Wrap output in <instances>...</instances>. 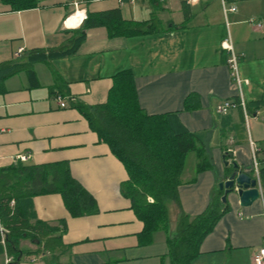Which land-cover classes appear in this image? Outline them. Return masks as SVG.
<instances>
[{
  "label": "crops",
  "instance_id": "crops-1",
  "mask_svg": "<svg viewBox=\"0 0 264 264\" xmlns=\"http://www.w3.org/2000/svg\"><path fill=\"white\" fill-rule=\"evenodd\" d=\"M37 1L36 7L23 10L0 1V63L24 61L30 50L60 46L80 27L87 10L119 8L124 19L132 20L155 17L159 30L109 37L103 26L88 28L73 54L33 64L35 82L20 70L0 83V168L64 161L96 201L93 211L72 215L59 192L34 194L38 218L53 224L63 220L61 244L54 251L22 253L20 264H171L164 229L153 231L150 241H140L143 221L123 192L127 170L76 105L105 102L112 77L129 70L145 112L176 111L182 124L199 135L206 160L197 170L201 157L189 151L178 185L182 208L199 213L231 169L224 159L255 174L258 146L255 155L263 164L264 0H225L224 5L221 0H185L187 19L182 0H78L77 6L74 0ZM230 6L235 10H224ZM173 11H178V21L166 18ZM225 39L240 55V86L230 77ZM19 48L23 50L16 56ZM57 93L69 105L60 106ZM239 95L247 115L241 106L217 110L222 101ZM227 202L228 210L202 239L191 264H252V253L264 243L263 186L250 205H241L234 192ZM167 205L172 233L178 205L173 200ZM20 245L37 247L28 239ZM6 255L0 254V264Z\"/></svg>",
  "mask_w": 264,
  "mask_h": 264
},
{
  "label": "trees",
  "instance_id": "trees-1",
  "mask_svg": "<svg viewBox=\"0 0 264 264\" xmlns=\"http://www.w3.org/2000/svg\"><path fill=\"white\" fill-rule=\"evenodd\" d=\"M0 1L11 10L30 9L38 4L37 0ZM182 11L187 19L189 9L185 0H182ZM157 24L155 17L124 19L119 8L96 12L87 10L80 27L71 30L70 37L60 46L30 50L24 61L0 63V83L20 70H25L35 82L33 64L73 54L85 39L88 28L103 26L109 37H115L155 32L159 30ZM112 81L105 102L98 105L79 103L76 106L127 170L123 192L143 221L140 241H150L153 231L162 228L167 232L171 264H191L202 239L229 208L227 200L221 199L223 190L215 189L199 213L192 215L186 212L180 204L178 185L182 182L181 174L189 151L195 150L201 157L197 170L206 163L203 149L199 146V135L182 124L176 111L145 112L138 104L134 79L129 70L117 72ZM235 101L239 102V98ZM259 173L264 192V164L259 167ZM53 191L61 194L72 215L88 213L96 208L92 194L71 174L64 161L42 164L17 162L0 168V223L5 229L3 242L0 231V254L6 252L15 261L19 251L32 254L40 250L54 251L60 246L58 230L63 220L53 224L38 218L31 199L34 194ZM168 200L178 205L172 233L168 230ZM22 239L35 242L37 247L22 248ZM19 261L15 264H20ZM54 264L62 263L57 261Z\"/></svg>",
  "mask_w": 264,
  "mask_h": 264
},
{
  "label": "built area",
  "instance_id": "built-area-1",
  "mask_svg": "<svg viewBox=\"0 0 264 264\" xmlns=\"http://www.w3.org/2000/svg\"><path fill=\"white\" fill-rule=\"evenodd\" d=\"M131 2L135 1V0H130ZM163 1V0H160ZM189 3L193 2L194 0H186ZM223 5L225 3V0H221ZM74 5L77 6L79 1L78 0H74ZM224 10H235L234 6H230L228 8H224ZM222 46L227 50L228 52V57H227V65L229 68V73H230V77L231 79L238 85L240 86L241 83L243 82V79H241L240 75H239V71H238V62L240 59V55L237 54L233 47L232 44L230 42L229 39H225L222 43ZM22 48H19L16 52L15 55L19 56L20 53L22 52ZM55 100L57 101V103L60 106H67L69 105L68 102V98L64 97L63 95H61L60 93H57L55 95ZM73 100V98L71 99ZM237 106H241L245 115L246 114V109H245V101L243 99V97L241 95H239V102L233 101V100H224L222 101L219 105H217V110L221 111V112H226L230 107H237ZM260 148L258 146H254V155H253V165H254V175H256L257 178V183L260 189V192L262 191V186H261V181H260V175H259V166H260V160L257 158V156L255 155V153L257 151H259ZM20 158L24 159L26 158V156L24 154H21L19 156ZM262 163L264 164V158L262 159ZM149 200H152L151 196H148ZM13 203V200H11V204ZM0 231H1V236H2V242L4 241V236H5V229L2 226V224L0 223ZM12 260V256L11 255H6L5 258V262L4 264H8L9 261ZM251 260H252V264H264V243L262 245H260L253 253L251 256Z\"/></svg>",
  "mask_w": 264,
  "mask_h": 264
},
{
  "label": "water",
  "instance_id": "water-1",
  "mask_svg": "<svg viewBox=\"0 0 264 264\" xmlns=\"http://www.w3.org/2000/svg\"><path fill=\"white\" fill-rule=\"evenodd\" d=\"M224 162L225 164L230 163L231 169L227 172L226 177L218 182L219 188L223 190L221 199L226 201L228 195L234 192L238 195L241 205H250L253 201L259 198V196H261L256 175L245 170L234 159H224ZM21 256L22 251H19L16 260H11L8 264L17 263Z\"/></svg>",
  "mask_w": 264,
  "mask_h": 264
},
{
  "label": "rangeland",
  "instance_id": "rangeland-1",
  "mask_svg": "<svg viewBox=\"0 0 264 264\" xmlns=\"http://www.w3.org/2000/svg\"><path fill=\"white\" fill-rule=\"evenodd\" d=\"M169 14V15H168ZM165 16H166V18L167 17H170L172 20H174V21H178L179 20V14H178V11H173V12H171V13H165ZM180 16H181V14H180ZM189 157L190 158H192V155L190 154L189 155ZM190 158L188 159V157H187V167L189 166V163H190ZM169 208H170V212L171 213H173L174 212V206H173V204H171L170 206H169ZM25 256V255H24ZM29 258H31V257H29ZM28 258V259H29Z\"/></svg>",
  "mask_w": 264,
  "mask_h": 264
}]
</instances>
